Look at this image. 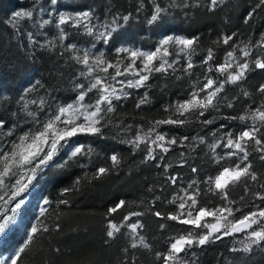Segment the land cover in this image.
Instances as JSON below:
<instances>
[{
	"label": "trees",
	"instance_id": "obj_1",
	"mask_svg": "<svg viewBox=\"0 0 264 264\" xmlns=\"http://www.w3.org/2000/svg\"><path fill=\"white\" fill-rule=\"evenodd\" d=\"M45 1L39 0L35 8L45 5ZM69 2L94 10L95 15L102 20L117 12L121 15L132 13V18L114 34L111 42L108 45L102 43V47L107 50L116 46L117 39L153 48V41L159 33L174 31L187 38L198 36L199 44L192 56L195 67L191 76L177 74V71L172 70L167 74H153L147 87L134 90L137 96L129 92V96L114 102L116 111L110 114L113 125L104 129L103 136L78 134L64 146L63 149L66 150L67 147L82 143L86 147L90 146L92 152L70 161L65 168L46 167L34 181V188L38 189L50 204L44 205L47 209L44 217H40V211L34 213L33 224L38 223V218L42 219L50 230L37 235L22 254L20 264H130L133 257L135 264H162V261L157 260L156 253L168 250L171 237L189 230L197 233L204 231L167 219L169 213L177 212L179 201L177 204L170 201L177 197L183 185L186 188L193 180L199 182L200 206L212 208L225 203L218 193L208 191L209 185L204 181L221 167L236 163V158H226L219 164L214 162L216 156H223L227 149L218 146L215 155L213 154L209 147L215 142L212 133L219 129L221 124L227 127L221 129L216 138L225 131L238 133L251 126L250 120L230 121L223 117L242 114L246 107H256L264 100V95L257 91L259 85L264 83V71L253 68L240 83L226 85L223 96L228 100L236 97L233 107H226V102L222 100L218 113L205 114V117L200 118L211 119L215 116L213 125L204 126L195 116L189 117L191 122L184 126L159 125L157 131L167 133L169 138L175 137L179 141L187 136L189 140L184 145H172L168 153L157 150L155 160L143 162L146 155L145 145L134 150L132 145L122 141L131 139L138 128L147 131L153 121L167 118L171 113L166 112L165 107L178 99L187 98L193 80L199 78L203 81L207 66H202L201 61L209 48L215 53V61L211 62L214 66L215 63L223 62L224 54L232 44L247 43L249 38L253 42L258 40L261 33H264V6L257 8L253 16L245 22L248 13L259 0H220L218 6L211 11L207 7L209 0H200L199 6H196V0H186L187 7L182 6L185 0H157L162 7L167 6L169 12L161 24L150 26L146 23L152 10L149 0H143L144 7L140 12L136 9L140 7L141 0ZM31 3L33 4L30 6ZM27 5L32 8L34 0H0V119H3L6 122L5 127L9 128L13 125H17V128L30 125L29 119L21 115L16 102L18 96L25 92L22 88L24 84L26 89H34L28 97L39 95L46 100L63 102L71 96L69 80L72 76V65L66 58V52L58 48H41L36 40V43H30L25 39L21 28L13 29L8 23L9 11ZM63 27L69 33L68 42H83L85 35L79 30L70 25ZM43 30L52 33V24L45 26ZM232 33H236V36L229 45L216 43L221 36ZM253 52L251 59L264 53V49H253ZM211 75L215 78L216 73L213 71ZM243 91H248L251 95L245 97L242 95ZM146 92L149 102L137 108L135 105ZM129 125L130 130L127 127ZM198 136H204L205 143L201 144L192 139ZM248 150L252 170L258 174V179H249L246 184L242 182L229 187L228 199L235 201L232 207L241 210L235 213L237 219L242 214L254 210L256 206H264V201L252 195L254 192L264 191L260 188V185L264 184V161L260 160V153L253 151L252 147ZM113 153L119 154L120 164L103 177L93 178L92 174L97 168L111 166L108 157ZM161 155L165 159L160 160L158 157ZM182 160L187 163L182 164ZM167 164L171 167L165 168L164 165ZM193 167L197 169L196 173L191 171ZM172 176L178 177L175 184L169 179ZM77 179L80 183L74 186ZM64 188H69L70 191L63 193ZM60 199H66L69 203L61 205L58 203ZM120 200L126 201V206L111 216L106 215L108 209ZM129 211L143 213L142 216L133 217L131 220H139L143 224L138 233L151 247L129 249L126 261L123 249L130 242L129 230L122 228L121 233L114 239L106 236V230L109 219L119 224ZM156 212L162 215L157 217ZM57 223L59 228L55 227ZM161 225L165 227L161 228ZM11 234L10 232V235L5 236L0 250H9L21 243L18 236ZM244 236V233H237L213 240L204 246H194L182 256L185 260L194 259L196 264H264V242L253 246L248 253L230 251L233 247H240L237 241L242 240ZM193 252L195 257L192 256Z\"/></svg>",
	"mask_w": 264,
	"mask_h": 264
},
{
	"label": "snow or ice",
	"instance_id": "obj_2",
	"mask_svg": "<svg viewBox=\"0 0 264 264\" xmlns=\"http://www.w3.org/2000/svg\"><path fill=\"white\" fill-rule=\"evenodd\" d=\"M152 5L150 16L146 19V23L150 26L161 24L164 17L168 15L169 9L167 6L162 7L157 0H149ZM200 0H196V6H199ZM220 0H209L207 5L209 11L214 10ZM39 4V0H34V6L29 9H21L14 11L11 14L8 23L13 29L19 28L22 21L33 20L36 11L35 5ZM52 6L58 4V0H50ZM180 7L181 5H176ZM187 7L188 4L182 5ZM264 6V0H259V3L248 13L246 18L250 19L257 8ZM144 7L143 0H141L140 7L136 9L140 12ZM40 13L45 9L41 6ZM56 15L55 26L58 29V36L52 40L40 44L41 48L53 50L57 48L56 41H59V47L64 49V52L71 53L70 59L74 60L78 65H82L83 69L78 73L79 77L85 78L88 83H76L74 89L77 91L76 98L73 102L67 104H59L54 111L49 112L45 119H39L38 112H43L48 105L47 100L41 97L37 100H26L25 96H21L18 103H22L21 111L27 113L31 117L33 127L22 134L8 141L9 147L5 150L0 147V191H4L0 195V234H4L9 227L14 223L17 213L21 210L25 203L22 194L28 192L33 182L37 180L39 175L46 167L65 168L70 161H73L81 156L90 155L92 149L90 146L77 145L68 155V159L63 163L57 164L55 161L59 156L61 150L69 141L78 134H89L93 136H103L104 129L113 125V120L110 114L116 111L115 103L122 98L129 96L131 93L125 89H140L148 86L150 77L155 73L167 74L169 70L176 71L175 65L177 59L169 60V57L174 54L179 58V54L183 53L186 59L185 66L181 71L188 76L193 74L192 70L195 65L192 56L195 52L196 46L199 44V37L192 36L191 38L167 35L163 37L157 44L154 50L142 51L138 48L131 47H117L116 62L108 60L104 52L94 54L91 48L80 49L75 44L65 45L64 41L68 39L67 33L63 26L70 25L73 29L83 30V32L93 37L97 42H102L108 45L114 38V34L126 25L132 18V13L121 15L114 13L106 16L100 20L95 16L94 10L87 9L83 11L55 12V7L48 13V19L38 21L39 27L44 29L45 26L53 23L51 17ZM121 21L123 23H121ZM236 33L231 35H223L218 38L216 43L229 45ZM27 37L30 43H36L33 33L28 32ZM96 47V44L91 46ZM178 48V52L174 53L170 49ZM253 49H264V33H261L260 38L253 42L249 38L247 43L240 42L232 44L228 51L225 52L223 62L215 63V53L212 48L207 50V54L201 61L202 66H207V72L203 76V81L199 78L192 82V88L187 94V98L178 99L174 103L165 107L166 112L171 114L160 120L152 122V126L144 131L138 128L135 135L126 141L133 146L134 150L145 145L144 151L146 155L143 162L148 160H155L157 156L156 151L168 153L172 145L177 143L184 145L189 140L187 136L177 140L175 137L169 138L167 133L157 131L159 125H176L184 126L190 123L189 117L195 116L196 120L204 126L213 125L216 117L211 119L205 118V114L211 115L213 112H219L221 101L226 102V107L232 108L233 101L228 100L223 96L226 85H236L243 81L247 74L255 69L264 71V53L255 55V59H251L254 55ZM126 54L120 57L119 54ZM239 53V54H238ZM63 55V53H61ZM124 60L128 63L124 64ZM139 61V65H137ZM123 65V67H122ZM112 69V72H109ZM213 71L216 73L215 78L211 75ZM131 76L128 79H120L121 77ZM182 77H177L181 79ZM34 89H25V93H30ZM257 91L264 95V83L260 84ZM96 93L94 99L90 103H86V97L90 93ZM242 95L248 97L251 95L248 91H243ZM149 102L148 93L146 92L135 105L139 108L141 105ZM29 104H38V111H29ZM15 116L16 113H13ZM230 121H251L250 127H245L242 131L235 133L232 131H225L222 135L217 137L221 129L227 126L220 125V128L212 133L215 142L209 147L215 155V149L222 146L227 149L223 156H216L215 163L219 164L222 160L236 158V163L231 166L222 167L217 174L212 177L209 176L204 183L209 185L208 191L216 192L225 201L224 204L209 208L207 206H200L198 197L200 196L199 182L193 180L186 188H182L183 195H177L170 203L177 204L178 209L176 213H169L167 219L177 221L183 225H190L195 229H204L202 232H195L189 230L185 233H180L170 238L168 250L164 253H156L157 260L162 261V264H196V261L185 260L182 254L194 246H204L213 240H220L222 237L232 236L237 233H244L242 240L237 241L240 247H233L231 252L248 253L253 246L264 242V206H256L254 210L242 214L238 219L235 218V213L240 212L239 208H233L235 201L228 199V189L232 185L245 183L250 179L257 181L258 174L252 170V164L249 160V147L253 151L260 153V160L264 161V138H262V130H264V100L256 107L248 106L242 114L237 116L223 117ZM6 126V122L0 119V129ZM131 129V126H127ZM17 125H13L6 133L7 137L15 135ZM123 131V127L121 128ZM193 140H198L199 143H205L204 136L193 137ZM183 155V154H181ZM160 160L165 159L163 155L158 157ZM108 159L111 161L110 167H99L94 172L93 178H101L106 175L112 168L120 164V156L118 153L111 154ZM182 164L187 161H181ZM159 166V165H158ZM165 168L171 167L170 164L164 165ZM193 173L197 169H191ZM171 182L175 184L178 177H169ZM14 180V183L11 182ZM80 183L79 179L74 181V186ZM214 186V187H213ZM264 189V184L260 185ZM6 190V191H5ZM151 191V189H149ZM69 188H64L63 193H68ZM255 198L264 201V191H257L252 193ZM61 205L69 203L66 199L58 201ZM44 205H49L50 201L45 199ZM126 206V201L120 200L113 207L109 208L106 215L111 216L118 210H122ZM47 212L45 207L40 209V217H44ZM10 213V214H9ZM143 213L136 211H129L127 215L122 217L119 224L108 220L106 236L108 238H116L121 233L122 228L129 230L130 242L127 247L123 249L127 261V254L129 249H136L138 247L150 248L151 246L146 242L142 235H139L138 229L143 228V224L137 220L132 222L131 218L140 217ZM157 217L161 216L160 212H156ZM207 218H211L209 221ZM56 228L60 225L57 223ZM164 228V225L160 226ZM49 226L38 218V223L33 224L27 233V237L19 247L14 256H12L11 264H20L22 254L30 247L34 239L41 232H48ZM108 241L106 240L105 243ZM195 253L192 256L195 257ZM4 264H7L5 261ZM130 264H135V257L132 258Z\"/></svg>",
	"mask_w": 264,
	"mask_h": 264
},
{
	"label": "rangeland",
	"instance_id": "obj_3",
	"mask_svg": "<svg viewBox=\"0 0 264 264\" xmlns=\"http://www.w3.org/2000/svg\"><path fill=\"white\" fill-rule=\"evenodd\" d=\"M58 3H59L58 4L59 6L58 5L51 6L50 0H48V1L46 0L45 5L42 6L45 9V11L43 13H40L39 7H37L36 11L34 13V19L33 20H25V21L21 22V24L19 25V29L21 28V30L23 31V35H24L25 39H28V37H27L28 32L33 33L34 39L37 41V43H40V44L45 43L46 41L52 40L58 36V34H59L58 29L55 26V20H56L55 14H53V16L51 17V19L53 20L52 33L45 32V30H43L39 27V23H38V21H40L42 19H48L49 18L48 13L52 11L53 7H55L56 13H58L60 11L76 12V11H83V10L88 9L85 6H81L80 4H71V2H69V0H59ZM32 4L33 3H31L30 6ZM29 7H28V5L22 6V7L13 9L12 11H9L7 14V20L10 19L11 14L14 11L21 10V9H29ZM100 20H102V19H100ZM79 31L82 35H85L84 40H82L83 42L79 43L77 41V42L71 43V42H68L66 39L64 41L65 45L71 43V44H75L77 46V48H80V49L91 48V50L94 54L102 51L105 53L106 58L108 60L114 62V63L116 62V59H117V53L115 52V49L117 47L124 46V47L138 48L142 51H149V50H154L155 47L157 46L158 42L163 37H165L167 35L182 36L180 33L174 32V31L159 33L153 41V46H152L153 48H145V47H142L140 45H137L134 42H126V41L117 39L116 43H115L116 46L113 47L112 49L107 50L104 47H102V42H97L96 40H94L93 37L86 35L82 29ZM182 37H184V36H182ZM56 43H57V48L61 51H64L63 48L59 47V41L58 40L56 41ZM93 44H96L95 48L91 47ZM170 51H173L174 53H176V52H178V48L170 49ZM119 55H120V57H124L126 54L121 53ZM70 56H71V53L66 52V58L69 60L70 64L72 65L71 66L72 76L70 77V80H69V90H70L71 96L68 100L63 101V102H56V101L47 100L48 105H50V107L46 106L45 110L43 112H38L39 119H41V120L45 119L49 112L54 111L55 108L57 107V105L71 103L75 100L76 95H77V91L74 89V85L76 83H83V84L88 83V81L85 78L78 76V73L80 71L84 70L83 66L78 65L74 60L70 59ZM173 59H177V63L174 66L176 71H177V74H182L183 72L181 71V69L185 66V63H186V59L184 58V54L180 53L179 58H177V56L175 54L173 56L169 57L170 61ZM126 63H128V61L124 60V64H126ZM137 65H139V61H137ZM122 67H123V65H122ZM109 72H112V69H109ZM128 78H131V76L121 77L120 79H128ZM192 82L190 83L189 91L192 88ZM22 88L26 89V85L24 84L22 86ZM125 90L128 92H133L137 96V94L134 91L135 89H127L126 88ZM32 92H30L29 94L28 93L26 94L24 92L25 94L22 93V95L25 96L26 100H37L38 101L41 98L39 95L35 96V97H28L29 95H32ZM95 96H96L95 92L90 93L89 97H86V103H90L91 100L95 98ZM20 97L18 96L17 101H16L18 104L19 111H21V108H22V103H18V101L20 100ZM29 111L37 112L38 111V104L37 105L29 104ZM21 115H24L27 117V119H29V121H30L29 126L23 127V128H17L15 130V135L12 137H7L4 135V133H6L10 129L9 127H4L2 129H0V147H3L5 150H7V148L9 147V144L7 143L8 141L15 139V137L22 134L23 131H27L29 128L33 127L32 123H31L32 118L29 117L27 115V113L24 111H21ZM77 145H82V143L72 145L69 148L67 147L66 150L62 149L61 151L64 150V152L63 153L60 152L61 154H59V156L57 157L56 162L60 164L64 160H67L68 155L74 149V147H76ZM229 166H231V165H229ZM223 167H226V166H223ZM221 168L218 169V171L221 170ZM218 171H216L212 177H214ZM11 182L14 183V180H12ZM184 187H185V185L182 186V188H184ZM3 194H4V191H0V195H3ZM180 194L183 195L181 190H180L179 195ZM22 195H23V198L25 200V203L22 206L21 210L17 213V217H16V220L14 221V223L9 227V229L4 234H0V249L2 247L1 244H2L5 236L10 235V232L12 233L11 235L18 236L19 237L18 240L20 239L21 243H22L26 239L27 233L29 232L31 226L33 225L34 213L35 214L38 213L40 211L41 207H44L43 201L45 200V197L39 192L38 189L34 188V182H33V185L30 187V189L28 190V192L25 194H22ZM208 220L211 221V218H208ZM21 243L15 245L14 247H12L9 250H0V264H4L5 261L7 262V264H11L10 258L15 255L17 249L21 246Z\"/></svg>",
	"mask_w": 264,
	"mask_h": 264
}]
</instances>
